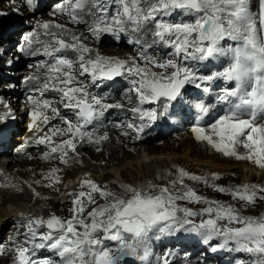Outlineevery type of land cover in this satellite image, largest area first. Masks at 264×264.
Returning a JSON list of instances; mask_svg holds the SVG:
<instances>
[{
  "label": "snow or ice",
  "instance_id": "obj_1",
  "mask_svg": "<svg viewBox=\"0 0 264 264\" xmlns=\"http://www.w3.org/2000/svg\"><path fill=\"white\" fill-rule=\"evenodd\" d=\"M26 4L29 9L36 7L35 0H26ZM112 5L116 10L110 14ZM59 12L72 25L85 24L90 35H77L63 24L45 21L36 25L42 32H29L24 37L26 43L18 48L25 56L42 54L48 58L30 65L36 68V74L25 77L24 82L39 85L36 91L40 97L47 91L59 93L60 103L74 117L62 115L47 99L27 98L28 130L35 129L34 142L47 148L41 160H58L68 168L72 161L79 162L75 155L77 141L99 145L109 139L107 134L96 136L88 128L109 110L122 109L124 105L108 103V97L90 93L89 82L96 85L98 81L124 77L135 96L129 111L141 121L155 122L168 115L173 102L178 103L187 94L186 86L210 93L213 85L221 81L228 86L221 88L215 103L198 100L192 105L196 113L190 128L193 139L224 157L249 162L264 170V0H64ZM176 12L190 19L179 22L165 19ZM86 16L91 17L90 23ZM41 34L51 39L42 40ZM104 34L117 40L120 34L128 35V43L136 46L137 55L126 60L105 56L84 43L99 42ZM148 35L151 42L145 39ZM34 45L42 46V52L41 47ZM153 45L171 49L168 57L161 59L149 54ZM69 52L74 54L73 58H69ZM221 59L227 61L223 70L207 75L198 74L190 66ZM80 77L89 78V82ZM128 102L133 104L131 95ZM0 104L9 109L0 113L2 124L12 113L7 103L0 100ZM217 105L226 106L224 114L206 129L203 121ZM57 118L65 127H51L41 134L44 130L40 125L48 126ZM148 126L127 124L136 133V139ZM121 134L127 136L128 132ZM57 137L62 139L56 142ZM26 146L17 152L23 153ZM59 171L52 167L42 173L48 182L43 186L60 185ZM176 172L169 186L152 181L138 187L122 184L121 193L106 184L80 179L81 190L69 194L73 197L70 219L24 217L27 222L23 225L26 229L23 239L10 238L13 247L0 250V254L12 253L13 264H122L128 257L139 264H151L150 234L185 231L201 235L206 244L217 239L220 247L232 245L231 251L250 257L236 264H264V213L241 215L233 204L203 197L185 181L230 196L245 209L254 208L258 201L264 202V184L226 188L214 183L220 179L216 173L211 175L210 182L208 177L190 174L183 168H177ZM161 178L157 175L158 180ZM33 195L39 194L33 191ZM98 199L104 202L98 204ZM178 202L206 207L197 212L181 207ZM106 242H115V247ZM39 250H46L58 259L36 258ZM169 255L165 253L157 264L160 261L169 264Z\"/></svg>",
  "mask_w": 264,
  "mask_h": 264
},
{
  "label": "bare ground",
  "instance_id": "obj_2",
  "mask_svg": "<svg viewBox=\"0 0 264 264\" xmlns=\"http://www.w3.org/2000/svg\"><path fill=\"white\" fill-rule=\"evenodd\" d=\"M57 2L58 0L49 1L50 4L52 3L50 6L51 9H49L50 11L45 12L37 19L33 17L34 15H31L30 12L26 11L27 9L20 0H0V13H6V15H0V19H3V17L9 14L5 22H10V26H7L6 29L14 25L17 27L13 31L7 32L6 40L8 41L1 45V47L8 46V48H5L4 51L0 49V64H3L7 69L0 72V79H5L6 76L4 77V75H2L4 73L14 75L11 80L0 84V100H3L9 105L12 113L11 117L6 118L4 123L0 124L4 126L5 129V131L1 133L2 142H7L6 147L5 144H1L5 147L7 153L4 156H0V181L5 180V182L10 183L8 187H4L3 184L0 183V237H5V243H0V250L11 246L7 237L11 238L23 232L19 228L27 222L23 219L24 217L30 219L46 218L55 214V210L58 209L61 204L70 201L73 197L70 196L69 193L79 190L80 179H91L101 186L106 184L109 189L112 190V188H117L122 192L123 190L120 188L122 184H129L133 187L136 185H145L148 177L144 168L149 167L153 172L157 169L160 170L162 169L161 164H163V162L166 163V160L170 156L168 152L150 155L153 150L152 146L143 145L149 142L151 135H153V130H145V134H141L139 139L135 137L132 138L136 141V147L138 145L143 147V150L140 151L139 149L136 150L134 146L125 143V136L121 134L123 130L120 129L118 133L111 131L105 132L109 139L104 141L103 148L99 151L100 153L87 148L78 141L77 153L75 155L79 161V167H76V161H72L71 167L68 168L61 165L58 160L48 163L38 158L35 153L32 154L30 159L18 162L14 161L12 150L16 140H18V136L13 137L14 131L17 130L18 134H24V136L31 132L28 130L30 120L28 116H25V104H27V102H24L26 96L24 95L25 87L23 86V80L29 75L36 74V69L31 66H27L25 72H21L18 68H15L17 65L16 59H29L18 51L14 45V39H12V37L18 35L20 36L19 41L24 39L21 34L26 30L23 31L21 27L18 28L22 16L27 18V15H31L27 18L26 24L34 27H36L38 23L48 21L66 25V28L71 29L77 35L79 32L88 31L84 27L85 24L79 26V28H75L64 22L57 14L59 6H61V3ZM55 3H57L56 6ZM11 14L15 15L10 16ZM85 19L88 20V16H86ZM3 29L4 28L1 29L0 24L2 33L4 32ZM37 32H42V30L37 28ZM1 39L2 38H0V40ZM41 39L50 40L51 37L41 34ZM105 39H107V37H105ZM90 45V48L96 50V45L94 43H90ZM34 47H39V45H34ZM129 52L127 50L118 51L117 53H113V57H120L126 60L131 57ZM11 53L13 55L9 57ZM14 56L15 59L12 62ZM9 66L13 68L10 69V71L8 69ZM18 79H21V82L16 84ZM41 79H43V76H41ZM7 111H9V109L4 108L3 105L0 104V113ZM122 111L125 112L126 110L123 109ZM23 118H26L25 123L19 125L17 120ZM124 124L126 125V121ZM25 128L26 130H23ZM114 133L118 134V136ZM157 139L159 140V137ZM111 148L113 149V154L109 153ZM162 155L163 161L160 159ZM99 158L100 160H98ZM145 165L148 166L145 167ZM52 167L60 169L57 174L61 177L62 182L60 185L46 188L43 185L48 182L43 179L42 173H47ZM242 170L246 172L249 171L251 174L264 175V170L253 169L251 166L249 167L247 165H244ZM35 181H40V184H36ZM29 185H31V187H29ZM33 191L39 195L34 196ZM103 202L102 200H97L98 204ZM71 207L72 206H69L68 211H70ZM91 207L92 206H89L88 210H90ZM13 223L15 226L11 231L6 233L5 236L2 235L1 233L4 231V228ZM3 256L4 254H0V264H13V255H10L8 258H4Z\"/></svg>",
  "mask_w": 264,
  "mask_h": 264
},
{
  "label": "rangeland",
  "instance_id": "obj_3",
  "mask_svg": "<svg viewBox=\"0 0 264 264\" xmlns=\"http://www.w3.org/2000/svg\"><path fill=\"white\" fill-rule=\"evenodd\" d=\"M12 1H14V0H12ZM47 11H50V10L46 8V9L38 12L35 15L34 14H31V15H34L33 17H36L37 19H39V17ZM12 15H15V14H11L10 16H12ZM31 15H27V18H29ZM8 16H9V14H7V16L3 17V19H0L1 29L3 28L2 27L3 24L8 23V22H5L7 20L6 17H8ZM16 16H17V14H16ZM27 18H25L24 20H22V18H21V21L19 22L21 29L23 31L26 30L21 34L22 37H25L26 35H28L27 32L29 33L31 31H37L36 27L26 24V21L28 20ZM83 25L84 24H81L80 26H83ZM64 26L66 28V25H64ZM75 28H79V26L75 27ZM85 28L87 29V26H85ZM0 32L2 33L1 30H0ZM18 37H20V36L18 35ZM14 38H16V37H14ZM6 41H8V40H6V39L0 40L1 51H4L5 48H8V46L7 47L6 46L1 47V45L3 43H5ZM20 43L21 42L19 40H17L14 43V45L17 49L21 46ZM85 44H87L88 47H91L90 42L85 41ZM99 45H96V50L99 51V53L101 55L113 56V53H117L118 51H124V50H127L128 52L130 51L129 54H131V57H135L137 55V52L136 51L134 52L130 48H125V47H121V46L120 47L114 46L110 42L109 43L104 42L103 44L100 43ZM12 55L13 54L11 53L9 57H11ZM119 59H122V58L119 57ZM25 62H27V60H25V59H21V60L16 59L17 65L15 68L22 67L23 70H26L27 65ZM141 66H143L142 63H141ZM5 69H6L5 66L3 64H0V72L4 71ZM8 69L10 71V69H13V68L9 67ZM2 75H4V77L5 76L6 77H5V79H0V84L7 82L8 80H11L12 77H14L13 74L9 75L8 73H4ZM20 82H21V79H18V81H16V84L20 83ZM116 103H122L124 105V107L128 108V109H130L131 107L134 106V101H133V104H130L128 102V99L119 100ZM204 127L207 129L210 127V125H206ZM190 128L191 127H188L184 131H180L178 134H175V135L170 134L167 136L160 137L159 140L155 139V141H151L152 140L151 139L152 135H151L149 142L146 144H143V145L152 146L153 150H152L150 155H153V154L158 155V153L161 154L163 152H168L170 154V156L166 160V163L163 162V164H161L162 169H160V170L157 169L156 171L153 172L149 169V167L144 168V171L147 173V177H148L145 185L147 184L148 181H152L154 184L159 185V186H169L170 181L172 179H174L177 175V172H176L177 168H183L184 170L188 171L190 174L208 177L209 180L211 178V175L213 173H216L220 176V179L217 181H214V183H216L217 185L226 187V188L239 186L241 184H253V183L264 184V175L263 174H260V175L251 174L249 171L246 172V171L242 170L244 165H247L249 167L251 166L253 169H257L253 164H251L249 162H245V161H236L234 158L224 157L223 155L216 153L214 150L209 148L205 143L196 142L193 139V136L190 132ZM148 132H150V131H148ZM16 133L18 134L17 130L14 131L13 137H14V135H16ZM114 134L116 136H118V134H116V133H114ZM142 134H145V133H142ZM124 141L126 144L134 146V148L136 150H138V149L140 151L143 150V147L140 145H138L136 147V145H137L136 141H134V139H132L131 137L125 136ZM112 151H113V149L111 148L109 153H112ZM160 159L162 161L164 160L163 155L161 156ZM98 160H100V158ZM75 165H76V167L80 166V164L78 162ZM147 166L145 165V167H147ZM157 175H160L162 178L158 180ZM210 182H212V181L210 180ZM185 183H187L189 186L195 188V190L198 192V194L203 196V197H206V198L212 199V200H218V201L224 203L225 205L233 204L237 209L240 210L241 215L259 216L261 213H264V202L258 201L254 208L245 209V208H242L241 203L239 201H232L230 196H226V195L214 192L212 189L204 186L203 184L193 183V182L187 181V180L185 181ZM138 186L139 185H136L134 187H138ZM80 190L81 189L79 187V191ZM112 190L116 191L118 193H121L117 188H112ZM72 199L70 201H67V202L61 204L60 207L55 210V214H52V215L57 216V217L64 219V220L70 219L71 218V212L68 211V208H69V206H72V203H71ZM178 203L180 204L181 207H189L193 211H197V212L201 211L202 208L206 207V205H203V204H187L184 202H178ZM58 211L60 212V214ZM199 222H200V218L197 217L196 223H199ZM14 226H15L14 223L8 225L7 227L4 228V231H2L1 234L5 236V234L8 233L9 231H11V229ZM19 229H21V231H26V229L23 226H21ZM3 239H4L3 236L0 237V243L3 242ZM216 242L218 244V241L214 240V244ZM106 243L110 247H114V242H106ZM237 254H239V255H236L235 258H238V259L245 261V262L249 260V258H247V256L245 257L243 253H237ZM4 258H6V254H5ZM128 258H130V257H128Z\"/></svg>",
  "mask_w": 264,
  "mask_h": 264
},
{
  "label": "trees",
  "instance_id": "obj_4",
  "mask_svg": "<svg viewBox=\"0 0 264 264\" xmlns=\"http://www.w3.org/2000/svg\"><path fill=\"white\" fill-rule=\"evenodd\" d=\"M212 241V240H211ZM231 247H232V245H231ZM231 249V248H230ZM244 254V253H243ZM244 256L246 257L247 256V258H249L250 259V257L247 255V254H244Z\"/></svg>",
  "mask_w": 264,
  "mask_h": 264
},
{
  "label": "water",
  "instance_id": "obj_5",
  "mask_svg": "<svg viewBox=\"0 0 264 264\" xmlns=\"http://www.w3.org/2000/svg\"><path fill=\"white\" fill-rule=\"evenodd\" d=\"M50 216H54V215H50ZM49 217V216H48Z\"/></svg>",
  "mask_w": 264,
  "mask_h": 264
}]
</instances>
